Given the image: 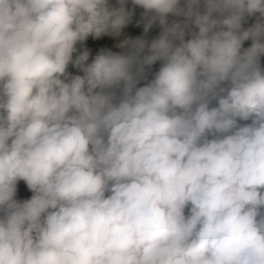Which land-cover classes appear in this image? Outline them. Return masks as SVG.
Returning a JSON list of instances; mask_svg holds the SVG:
<instances>
[{
    "label": "clouds",
    "instance_id": "9594fccd",
    "mask_svg": "<svg viewBox=\"0 0 264 264\" xmlns=\"http://www.w3.org/2000/svg\"><path fill=\"white\" fill-rule=\"evenodd\" d=\"M0 264H264V0H0Z\"/></svg>",
    "mask_w": 264,
    "mask_h": 264
},
{
    "label": "trees",
    "instance_id": "16d2710c",
    "mask_svg": "<svg viewBox=\"0 0 264 264\" xmlns=\"http://www.w3.org/2000/svg\"><path fill=\"white\" fill-rule=\"evenodd\" d=\"M139 11V10H138ZM130 36H139L142 35V27H136L134 24L130 25L129 28L126 30ZM158 32V28H154L151 33H149V38L152 36L156 35ZM116 43V40H114L111 37H104L99 41H93L89 40L88 45L90 48L93 49V53H95L97 50H99L100 47H112ZM250 44V41L245 42V47H247ZM118 50V49H114ZM158 64L154 66L155 68H158ZM71 71H75V69H71ZM240 123H250V121H241ZM20 190H21V195H30L29 192H27L26 187L24 186L23 182L20 184Z\"/></svg>",
    "mask_w": 264,
    "mask_h": 264
}]
</instances>
